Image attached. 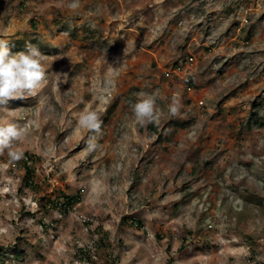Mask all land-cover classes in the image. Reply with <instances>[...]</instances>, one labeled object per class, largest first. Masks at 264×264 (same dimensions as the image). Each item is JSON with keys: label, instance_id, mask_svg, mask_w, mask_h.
Segmentation results:
<instances>
[{"label": "rangeland", "instance_id": "rangeland-1", "mask_svg": "<svg viewBox=\"0 0 264 264\" xmlns=\"http://www.w3.org/2000/svg\"><path fill=\"white\" fill-rule=\"evenodd\" d=\"M0 40L37 46L49 71L0 111L37 187L0 154V264H88L95 227L117 264H264V0H0ZM142 91L162 111L146 126L129 107ZM85 108L103 120L91 153ZM59 192L81 198L44 213Z\"/></svg>", "mask_w": 264, "mask_h": 264}, {"label": "clouds", "instance_id": "clouds-1", "mask_svg": "<svg viewBox=\"0 0 264 264\" xmlns=\"http://www.w3.org/2000/svg\"><path fill=\"white\" fill-rule=\"evenodd\" d=\"M7 40H0V111L10 112L6 108L9 101L23 99L36 94V90L48 83L49 71L45 67L48 59L40 49L32 44L25 50L13 53ZM54 89L59 94V85L66 74H53ZM135 102H129V107L136 122L141 126L155 122L162 111H158L157 96L147 92L136 94ZM183 107L181 98L173 95L167 105L169 115L176 116ZM54 110V109H50ZM13 111V110H11ZM77 125L88 133L85 139V151H95L99 144L98 135L101 132L103 120L101 116L90 108H85L77 114ZM25 129L20 124L0 117V154L7 151L12 160H19L23 153L16 142L24 136ZM30 264H41L32 258Z\"/></svg>", "mask_w": 264, "mask_h": 264}, {"label": "trees", "instance_id": "trees-1", "mask_svg": "<svg viewBox=\"0 0 264 264\" xmlns=\"http://www.w3.org/2000/svg\"><path fill=\"white\" fill-rule=\"evenodd\" d=\"M19 51L22 49H18ZM30 162H32V157L29 152H25L22 157L17 161V165L22 168L25 172V178H24V186L27 189H35L36 184L34 183L33 179V172L30 169ZM79 193L74 196H68L65 195L63 192H59L57 195L52 197L51 199L47 200L46 203L43 205V212L47 213L49 208L55 209L57 211H60L63 214L68 213L72 207L78 203L80 200ZM124 219H122L121 222H123ZM41 224V221H39ZM125 222V221H124ZM126 225H129L131 228H141L142 223L140 221H137L136 219H131L128 222H125ZM97 238L94 239L93 246L91 248H87L84 250H80V253L83 254L86 262L88 264L92 263V258H98L101 262L103 261L104 264H117L114 259L115 257L108 253V241L109 236L101 227H95ZM159 238V237H157ZM186 241L183 239L182 244L180 245L178 251L182 252L185 249ZM102 251L104 254V258H99L97 255L99 252ZM6 254V253H5ZM4 255V254H3ZM105 260V261H104ZM171 261V259L169 260Z\"/></svg>", "mask_w": 264, "mask_h": 264}]
</instances>
